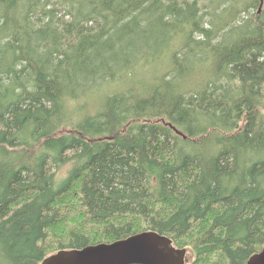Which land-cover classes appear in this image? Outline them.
<instances>
[{"label":"trees","instance_id":"obj_1","mask_svg":"<svg viewBox=\"0 0 264 264\" xmlns=\"http://www.w3.org/2000/svg\"><path fill=\"white\" fill-rule=\"evenodd\" d=\"M144 231L264 248V0H0V264Z\"/></svg>","mask_w":264,"mask_h":264},{"label":"water","instance_id":"obj_2","mask_svg":"<svg viewBox=\"0 0 264 264\" xmlns=\"http://www.w3.org/2000/svg\"><path fill=\"white\" fill-rule=\"evenodd\" d=\"M42 264H187V250L174 246L168 236L144 231L111 243L60 250ZM246 264H264V248Z\"/></svg>","mask_w":264,"mask_h":264},{"label":"rangeland","instance_id":"obj_3","mask_svg":"<svg viewBox=\"0 0 264 264\" xmlns=\"http://www.w3.org/2000/svg\"><path fill=\"white\" fill-rule=\"evenodd\" d=\"M191 262H190V254H188V256H187V264H190Z\"/></svg>","mask_w":264,"mask_h":264},{"label":"bare ground","instance_id":"obj_4","mask_svg":"<svg viewBox=\"0 0 264 264\" xmlns=\"http://www.w3.org/2000/svg\"><path fill=\"white\" fill-rule=\"evenodd\" d=\"M187 255H188V252H187Z\"/></svg>","mask_w":264,"mask_h":264}]
</instances>
